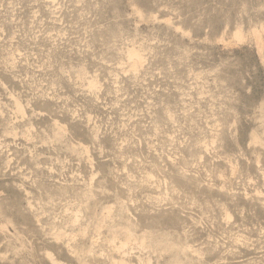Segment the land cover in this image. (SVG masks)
Here are the masks:
<instances>
[{"label": "rangeland", "instance_id": "obj_1", "mask_svg": "<svg viewBox=\"0 0 264 264\" xmlns=\"http://www.w3.org/2000/svg\"><path fill=\"white\" fill-rule=\"evenodd\" d=\"M0 264H264V0H0Z\"/></svg>", "mask_w": 264, "mask_h": 264}]
</instances>
